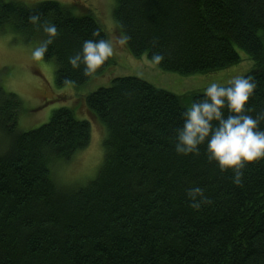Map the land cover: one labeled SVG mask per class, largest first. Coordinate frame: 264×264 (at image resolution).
I'll return each mask as SVG.
<instances>
[{
    "label": "trees",
    "instance_id": "trees-1",
    "mask_svg": "<svg viewBox=\"0 0 264 264\" xmlns=\"http://www.w3.org/2000/svg\"><path fill=\"white\" fill-rule=\"evenodd\" d=\"M114 1L129 53L149 60L163 53L156 65L163 71L212 74L239 64L238 49L244 51L255 63L246 75L259 82L250 103L264 110V0ZM76 7L0 0V30L25 42L45 38L28 20L33 13L57 25L43 60L56 64L58 87L84 86L113 63L109 57L88 76L83 65L68 63L84 40H109L94 15L84 9L78 16ZM203 95H176L132 76L89 94L90 115L108 130L104 162L86 187L65 189L51 167L89 146L90 123L60 108L41 127L19 131L22 101L8 94L0 103L7 137L0 154V264H264V161L244 169L237 186L231 171L208 160L206 146L199 155L175 151L182 112ZM194 186L212 202L192 208L187 190Z\"/></svg>",
    "mask_w": 264,
    "mask_h": 264
},
{
    "label": "rangeland",
    "instance_id": "rangeland-1",
    "mask_svg": "<svg viewBox=\"0 0 264 264\" xmlns=\"http://www.w3.org/2000/svg\"><path fill=\"white\" fill-rule=\"evenodd\" d=\"M22 3L33 7L44 0H4ZM64 5H75L72 11L81 16L86 9L91 12L107 32L114 46L113 63L102 76L93 78L84 86L58 87L55 83L56 64L53 61L34 60L32 49L38 42H25L14 33L0 30V103L8 94L13 93L22 101L18 130L28 132L48 123L53 112L60 108L74 111L78 120L88 121L91 125L89 146L76 153L70 160H59L51 167L52 177L58 186L65 189L86 187L98 175L104 162L105 141L108 130L99 120L94 119L87 108L86 98L102 87H110L118 77H138L157 88L176 95L187 93L203 94L210 80L222 84L234 75H246L255 63L240 50L241 62L230 68L212 74L182 76L159 69L148 57H134L125 45L117 43L118 27L114 19V0H57ZM85 9V11H84ZM7 137L0 128V154L5 151Z\"/></svg>",
    "mask_w": 264,
    "mask_h": 264
},
{
    "label": "clouds",
    "instance_id": "clouds-1",
    "mask_svg": "<svg viewBox=\"0 0 264 264\" xmlns=\"http://www.w3.org/2000/svg\"><path fill=\"white\" fill-rule=\"evenodd\" d=\"M28 20L45 34L32 49V58L43 60L59 35L57 25L41 21L39 13H33ZM92 35L99 36V32L94 31ZM129 39L127 35H121L117 43L125 45ZM114 51L107 38H89L83 41L80 51L68 57V63L73 69H81L83 65L82 70L88 76L113 56ZM164 59L161 52H152L150 57L155 65H160ZM258 89L259 82L251 74L234 75L227 84L210 80L204 95L193 99L182 112L183 125L176 129V153L199 155L201 146H206L208 160L215 162L221 172L231 171L232 182L242 185L244 169L264 161V128H261L264 110L256 111L250 103ZM253 112L255 115H251ZM187 195L194 209L212 202L200 186L189 188Z\"/></svg>",
    "mask_w": 264,
    "mask_h": 264
}]
</instances>
